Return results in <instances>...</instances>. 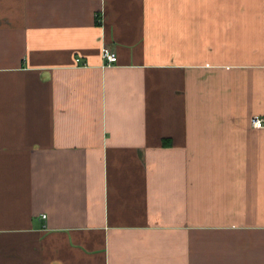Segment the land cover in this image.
<instances>
[{"label": "crops", "instance_id": "obj_1", "mask_svg": "<svg viewBox=\"0 0 264 264\" xmlns=\"http://www.w3.org/2000/svg\"><path fill=\"white\" fill-rule=\"evenodd\" d=\"M254 115L264 0H0V264H264Z\"/></svg>", "mask_w": 264, "mask_h": 264}, {"label": "built area", "instance_id": "obj_2", "mask_svg": "<svg viewBox=\"0 0 264 264\" xmlns=\"http://www.w3.org/2000/svg\"><path fill=\"white\" fill-rule=\"evenodd\" d=\"M103 58L105 60L106 66H111L113 64H116L118 61L117 53L112 51L107 46H104L103 48ZM252 124L255 128L264 129V116L254 115L252 117Z\"/></svg>", "mask_w": 264, "mask_h": 264}]
</instances>
